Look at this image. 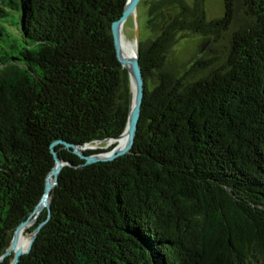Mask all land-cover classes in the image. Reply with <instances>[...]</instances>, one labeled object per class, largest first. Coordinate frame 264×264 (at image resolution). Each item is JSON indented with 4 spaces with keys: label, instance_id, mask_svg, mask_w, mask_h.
<instances>
[{
    "label": "trees",
    "instance_id": "16d2710c",
    "mask_svg": "<svg viewBox=\"0 0 264 264\" xmlns=\"http://www.w3.org/2000/svg\"><path fill=\"white\" fill-rule=\"evenodd\" d=\"M124 1L0 0V255L41 197L49 143L92 144L124 128L129 79L110 33ZM237 7L219 67L163 69L178 36L214 41ZM146 12L155 35L139 38L129 152L79 165L56 144L71 165L24 230L45 220L16 264H264V0H223L210 19L203 0H155Z\"/></svg>",
    "mask_w": 264,
    "mask_h": 264
},
{
    "label": "water",
    "instance_id": "95a60500",
    "mask_svg": "<svg viewBox=\"0 0 264 264\" xmlns=\"http://www.w3.org/2000/svg\"><path fill=\"white\" fill-rule=\"evenodd\" d=\"M139 0H125L120 15L110 23V33L112 38V43L115 51V56L122 67L125 68L128 74L129 79V100H128V109L126 115V121L122 132L116 136L107 138L104 140H93L92 144L85 143L83 145H77L73 143H68L63 140H53L49 143V151L51 153L53 164L45 176L43 184V192L37 203L33 206L31 211L28 213L27 217L21 220L13 229L9 241V245L0 255V260L6 255L11 253V260L8 264H16L18 258L21 254L29 251L31 243L35 237V234L44 223L45 220L40 221L32 229L30 235L28 236L26 246L24 248L17 245L18 232L28 223V220L35 221L39 213L43 208L48 210V196L49 191L53 185L56 184L57 174L62 165L70 163L60 159L54 149L56 144H61L62 147L70 149L82 162L79 165H85L93 163L96 161H108L113 158L126 154L129 152V149L133 142V136L136 130V123L139 116L140 104L143 96V78L139 62L137 59V50L139 46V29L137 24V19L135 16L136 5ZM131 17L133 21V36L132 44L134 46L133 54H124L121 51V41H122V25L124 21ZM154 33L151 34V37ZM124 137V142L121 146H118V143H115L112 147L107 148L111 141H116L119 137ZM105 142L103 146V151L84 153L85 149H94L95 143Z\"/></svg>",
    "mask_w": 264,
    "mask_h": 264
},
{
    "label": "rangeland",
    "instance_id": "374dc122",
    "mask_svg": "<svg viewBox=\"0 0 264 264\" xmlns=\"http://www.w3.org/2000/svg\"><path fill=\"white\" fill-rule=\"evenodd\" d=\"M146 1L147 3L140 2L136 6V10H135V16L137 19V24L139 29V38H141V40L143 41L150 38L151 34L154 33V32L151 33V29L145 27V21L147 16V12H146L147 4L148 2L150 3L155 0H146ZM182 1L189 4L191 3L192 0H182ZM203 9H204L205 17L207 19L218 17L223 13V0H203ZM163 11L165 13L170 14L176 11V8L172 7V5H166L165 7H163ZM13 15L16 16V13L10 12L8 18H11ZM241 15H242L241 9L237 7L235 11L234 19L229 25V27L226 30L222 31L219 38H217L214 41L210 39L205 40L204 37L197 34H182V36L180 37L178 36L176 41L166 52L163 62V69L171 70L172 72L179 73L183 69L185 64L196 59H200L206 63V65L203 67L202 66L197 67L196 70L197 76L204 75L211 68L219 67L224 61L227 40L231 32L241 22ZM121 32L124 40L132 44L133 21L131 17L127 18L124 21ZM154 35L152 37H154ZM147 81L150 85L151 83L154 82V78L153 79L149 78ZM104 145L105 142L94 144L95 148L96 147L103 148ZM27 239H28V233L24 231L21 236V242L23 248L26 246Z\"/></svg>",
    "mask_w": 264,
    "mask_h": 264
},
{
    "label": "bare ground",
    "instance_id": "6f19581e",
    "mask_svg": "<svg viewBox=\"0 0 264 264\" xmlns=\"http://www.w3.org/2000/svg\"><path fill=\"white\" fill-rule=\"evenodd\" d=\"M121 51L124 54H126V55L133 54L134 53V46H133V44L126 42L123 37H122V41H121ZM123 142H124V137L121 136V137H119L118 140L111 141V144L112 143H114V144L115 143H118V146H121L123 144ZM30 219L28 220L27 225L25 227H23L21 230H19V232H18L17 245L20 246V247H22V248H23V245H22V242H21V236L23 234V231L33 223V221H31Z\"/></svg>",
    "mask_w": 264,
    "mask_h": 264
}]
</instances>
